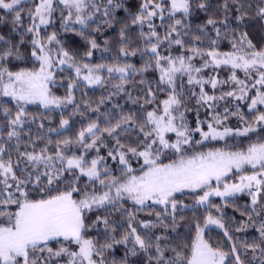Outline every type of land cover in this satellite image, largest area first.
I'll return each instance as SVG.
<instances>
[{"label":"snow or ice","instance_id":"6c2138e0","mask_svg":"<svg viewBox=\"0 0 264 264\" xmlns=\"http://www.w3.org/2000/svg\"><path fill=\"white\" fill-rule=\"evenodd\" d=\"M0 25V98L15 102L0 100V264H264V0H139L135 11L125 0H0ZM116 27V57L94 63ZM106 82L95 107L86 92L77 103L81 85ZM34 103L71 105L79 129L65 135L62 118L45 132L41 119L33 136ZM241 195L237 221L224 208ZM226 220L258 237L236 243ZM213 228L227 251L206 238Z\"/></svg>","mask_w":264,"mask_h":264},{"label":"trees","instance_id":"16d2710c","mask_svg":"<svg viewBox=\"0 0 264 264\" xmlns=\"http://www.w3.org/2000/svg\"><path fill=\"white\" fill-rule=\"evenodd\" d=\"M125 2L127 4L132 5V10L135 11L136 10V6L139 3V0H125ZM119 17L124 18L125 14L121 11L118 13ZM27 23V21H26ZM58 27V25H57ZM260 28V25H254L252 26L249 30L251 32V34L253 36H257L258 32L257 30ZM8 29L3 26L0 25V31L6 32ZM51 31V29H50ZM131 31L135 32V29H132ZM61 35L63 36L65 42L71 46V48L73 50H77V51H82L83 50V44L84 41H82L80 39L79 36L73 34V33H61ZM99 42L101 45H103L104 39H108L112 45L110 51L107 54H104V59H100L101 57V51H97L95 54V58H94V63H111L112 60L116 57L117 53H118V49L120 47V44L118 43L119 41V27L116 28H110L107 29L106 31H104L100 36H99ZM132 63H135L137 66H140V64L142 63V61L139 59V57H132L130 58V61ZM20 67H28L26 65H20ZM14 70H18V69H14ZM62 75L65 77V79L63 81H60L58 79V83H63V84H67L68 83V72L65 71L64 73H62ZM151 75V74H149ZM221 77L222 78H226L227 77V72H222L221 73ZM105 78L107 81V74H105ZM109 88V85L105 84L104 87H91V88H86L83 85H81V87L79 88V90H77L75 92V97H76V101L77 103H81L84 100V96L82 95L83 93H87V100L89 102H91L93 104V107H95L96 102L103 96L105 95V89ZM53 93L57 96H61L63 97L66 93V89L64 87H57V88H53L52 89ZM133 94L135 95V91L133 90ZM0 100L3 101H8V103L6 104V106L8 107H13L15 105L14 101H10L9 98H0ZM27 110L30 116L35 115L37 117V123L35 125H32V134L33 136H35L37 134V128L39 123L41 122V119H43V122L45 123V129L44 131L47 132L49 125H51L52 127H59V121L62 118H71L70 123H71V131L70 132H66L65 135L67 136H72L75 134V132L79 129L80 127V121H81V117L77 114V115H72V113L74 112V109L71 105L67 106V108H61L59 110L56 109H45L43 107H41L38 104H30L27 105ZM103 111V109H102ZM95 113H86V116H91V117H95ZM246 117L250 118V114H248L246 112ZM191 118V116H190ZM85 123L87 122L86 120L84 121ZM231 124H235L236 121L235 119H233L232 121H230ZM57 137H54V139ZM59 138H64V137H59ZM252 139L255 140L256 137L253 135ZM241 141H242V146L246 147L248 144V139L247 138H237V146L241 145ZM229 144H232V141L229 140ZM208 147H224V141H212L210 143H208ZM207 150V149H204ZM178 199L181 200L184 204H188L191 205L194 203V196L191 193H185V194H178ZM214 202L217 204H220V200L219 198H214ZM249 203V198L247 196L241 195L239 198L236 199V202L234 205H231L229 207L224 208V212L226 213L227 217H232L235 216L237 221L240 220H246L247 217H241L240 216V212L236 211L235 209L239 208V209H243V207L245 206V204ZM156 210H159V207L155 208L153 210V214L149 215L148 212H140L138 213V216L140 219H152L154 217V212ZM204 212V209L201 208L197 211L196 216L198 217L200 215V213ZM193 216V213L191 211H186L185 215H184V219L185 220H191ZM226 222L229 223V230L232 231L234 233L233 235V240L236 243H240L241 241H247L249 243H251L253 240H255L258 237V233L255 231V228L253 227H249L247 229V231L245 232H235L234 228L236 227V225L231 224L229 221L226 220ZM181 232V239H186L187 237V232L188 229L185 226L182 229H178ZM206 238L210 240L211 243H213L214 245H220L224 248L225 251H227L229 249V244L226 242V238L223 236L222 232L220 230L217 229H211L206 233ZM258 255V254H257Z\"/></svg>","mask_w":264,"mask_h":264},{"label":"rangeland","instance_id":"374dc122","mask_svg":"<svg viewBox=\"0 0 264 264\" xmlns=\"http://www.w3.org/2000/svg\"><path fill=\"white\" fill-rule=\"evenodd\" d=\"M95 87H97V86H95ZM10 99V98H9ZM34 104H38V105H40L39 103H34ZM41 107H43L44 108V106L43 105H40ZM52 109H56V110H59V109H61V108H55L54 106H52L51 107ZM215 229V228H214ZM217 230H219V229H217Z\"/></svg>","mask_w":264,"mask_h":264}]
</instances>
